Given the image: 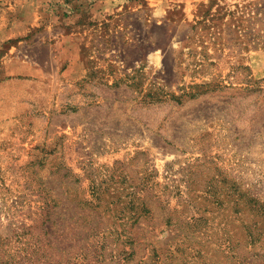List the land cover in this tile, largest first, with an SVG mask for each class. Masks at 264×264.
<instances>
[{
  "label": "rangeland",
  "instance_id": "374dc122",
  "mask_svg": "<svg viewBox=\"0 0 264 264\" xmlns=\"http://www.w3.org/2000/svg\"><path fill=\"white\" fill-rule=\"evenodd\" d=\"M256 1L0 0V264H264Z\"/></svg>",
  "mask_w": 264,
  "mask_h": 264
},
{
  "label": "trees",
  "instance_id": "16d2710c",
  "mask_svg": "<svg viewBox=\"0 0 264 264\" xmlns=\"http://www.w3.org/2000/svg\"><path fill=\"white\" fill-rule=\"evenodd\" d=\"M249 7H253L254 9L256 8L255 15L260 14L261 16H264V2L263 1H256V2L253 3L252 6H249ZM252 11H253L252 8L249 9V8L246 7V11L241 12V14L238 16L239 17V21L237 23V27H239L241 25V23H242L244 30L245 29H249V31L245 33V36H247L248 34L250 36L252 25L251 24H248L242 17L245 15V13L249 14ZM252 17H255V16H252ZM263 19L264 18H262V17H257L256 21H259V20L264 21ZM261 31H263V33L262 34H258V35H260L259 37L263 38V40H264V28L262 26H261ZM248 40L250 41L252 39L249 38Z\"/></svg>",
  "mask_w": 264,
  "mask_h": 264
}]
</instances>
